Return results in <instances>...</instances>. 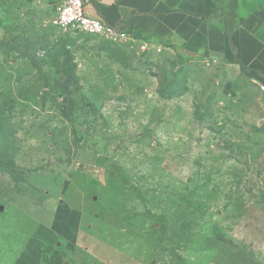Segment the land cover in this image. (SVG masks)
Wrapping results in <instances>:
<instances>
[{
	"label": "rangeland",
	"instance_id": "obj_1",
	"mask_svg": "<svg viewBox=\"0 0 264 264\" xmlns=\"http://www.w3.org/2000/svg\"><path fill=\"white\" fill-rule=\"evenodd\" d=\"M52 18L0 0V264H264V75Z\"/></svg>",
	"mask_w": 264,
	"mask_h": 264
},
{
	"label": "crops",
	"instance_id": "obj_2",
	"mask_svg": "<svg viewBox=\"0 0 264 264\" xmlns=\"http://www.w3.org/2000/svg\"><path fill=\"white\" fill-rule=\"evenodd\" d=\"M39 1L54 13L59 0ZM84 6L109 25L140 31L165 55L235 62L264 75V0H85Z\"/></svg>",
	"mask_w": 264,
	"mask_h": 264
},
{
	"label": "built area",
	"instance_id": "obj_3",
	"mask_svg": "<svg viewBox=\"0 0 264 264\" xmlns=\"http://www.w3.org/2000/svg\"><path fill=\"white\" fill-rule=\"evenodd\" d=\"M84 3L85 0H59L55 5L52 24L74 33L94 34L117 42H130L141 51H162L159 43L145 37L140 31L109 25L99 17L88 15Z\"/></svg>",
	"mask_w": 264,
	"mask_h": 264
}]
</instances>
